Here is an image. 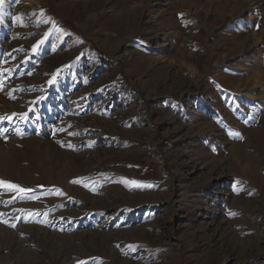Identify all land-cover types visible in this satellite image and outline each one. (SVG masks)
I'll return each instance as SVG.
<instances>
[{"label":"rangeland","instance_id":"1","mask_svg":"<svg viewBox=\"0 0 264 264\" xmlns=\"http://www.w3.org/2000/svg\"><path fill=\"white\" fill-rule=\"evenodd\" d=\"M0 117V264H264V0H3Z\"/></svg>","mask_w":264,"mask_h":264},{"label":"snow or ice","instance_id":"2","mask_svg":"<svg viewBox=\"0 0 264 264\" xmlns=\"http://www.w3.org/2000/svg\"><path fill=\"white\" fill-rule=\"evenodd\" d=\"M2 4H3V0H0V5H2ZM41 15H43V12H41ZM17 19H19V17H17ZM4 119H5V117H0V121H3ZM8 119H10V117H8ZM233 135H239V134L238 133H235ZM69 147H71V145H69ZM0 183H3V182H0ZM73 183H78V181H73ZM132 183H135V181H133ZM237 183H239V182H237ZM9 187H11L13 189H16L17 191H25L23 189H19L18 186H16V185H9ZM228 214H229V216H235V215H237L234 212H229ZM9 226L10 227H15V225H9Z\"/></svg>","mask_w":264,"mask_h":264}]
</instances>
